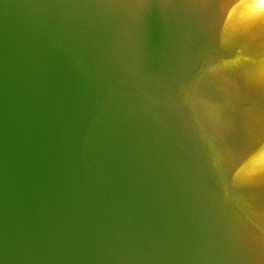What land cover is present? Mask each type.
Returning a JSON list of instances; mask_svg holds the SVG:
<instances>
[{
  "label": "water",
  "instance_id": "1",
  "mask_svg": "<svg viewBox=\"0 0 264 264\" xmlns=\"http://www.w3.org/2000/svg\"><path fill=\"white\" fill-rule=\"evenodd\" d=\"M0 264H264L261 0H0Z\"/></svg>",
  "mask_w": 264,
  "mask_h": 264
},
{
  "label": "snow or ice",
  "instance_id": "2",
  "mask_svg": "<svg viewBox=\"0 0 264 264\" xmlns=\"http://www.w3.org/2000/svg\"><path fill=\"white\" fill-rule=\"evenodd\" d=\"M261 7H264V0H261Z\"/></svg>",
  "mask_w": 264,
  "mask_h": 264
}]
</instances>
